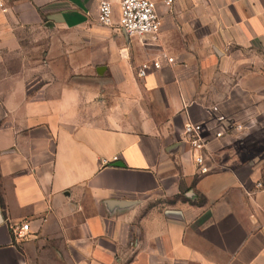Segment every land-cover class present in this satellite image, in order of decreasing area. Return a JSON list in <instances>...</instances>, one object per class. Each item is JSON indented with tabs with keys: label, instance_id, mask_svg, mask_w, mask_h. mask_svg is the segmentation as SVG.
Wrapping results in <instances>:
<instances>
[{
	"label": "crops",
	"instance_id": "crops-1",
	"mask_svg": "<svg viewBox=\"0 0 264 264\" xmlns=\"http://www.w3.org/2000/svg\"><path fill=\"white\" fill-rule=\"evenodd\" d=\"M100 1L0 0V264H264V0H150L174 62L144 78ZM41 29L76 37L30 62ZM221 118L199 176L183 125Z\"/></svg>",
	"mask_w": 264,
	"mask_h": 264
},
{
	"label": "built area",
	"instance_id": "built-area-1",
	"mask_svg": "<svg viewBox=\"0 0 264 264\" xmlns=\"http://www.w3.org/2000/svg\"><path fill=\"white\" fill-rule=\"evenodd\" d=\"M173 0H166L165 6L171 7ZM0 8H3L0 2ZM114 9L107 0H101L98 5V22L103 26L113 24ZM118 28L128 39H137L145 52L153 57L144 61L137 70L139 78H144L152 69L158 70L162 62H174L161 46L160 28L161 17L156 5L150 0H118ZM186 107V106H185ZM210 138L206 136L201 124L193 123L189 119L183 125V134L187 140L192 160L196 167V174L203 176L209 173L207 160L210 158L208 145L212 139L221 140L234 138L240 140L245 135V127L231 118H221L219 124L212 128ZM13 232L18 239L24 238L29 232L28 223L16 226Z\"/></svg>",
	"mask_w": 264,
	"mask_h": 264
},
{
	"label": "rangeland",
	"instance_id": "rangeland-1",
	"mask_svg": "<svg viewBox=\"0 0 264 264\" xmlns=\"http://www.w3.org/2000/svg\"><path fill=\"white\" fill-rule=\"evenodd\" d=\"M74 35V34H73ZM72 34H67L66 32H63L60 29H41L37 30L36 33L33 35L26 37L25 39V46H26V51H25V57L28 58L30 62L33 61H40V63H44L46 61V51L44 46L50 41H52L53 44L56 45H65L67 42H71L75 39V35L73 36ZM33 46L36 47H41L39 51H35L32 49ZM56 57L60 56V52L55 53ZM60 60H58L59 62ZM264 140V138L260 139Z\"/></svg>",
	"mask_w": 264,
	"mask_h": 264
}]
</instances>
